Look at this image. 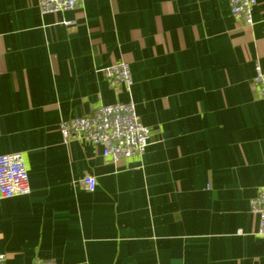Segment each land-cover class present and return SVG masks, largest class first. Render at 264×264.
<instances>
[{"label":"crops","instance_id":"1","mask_svg":"<svg viewBox=\"0 0 264 264\" xmlns=\"http://www.w3.org/2000/svg\"><path fill=\"white\" fill-rule=\"evenodd\" d=\"M0 0V155L29 193L0 196L5 264H264L249 201L264 186V0ZM129 64L128 94L101 68ZM129 97L149 144L113 161L62 142L61 120ZM93 176L88 190L83 178Z\"/></svg>","mask_w":264,"mask_h":264},{"label":"built area","instance_id":"2","mask_svg":"<svg viewBox=\"0 0 264 264\" xmlns=\"http://www.w3.org/2000/svg\"><path fill=\"white\" fill-rule=\"evenodd\" d=\"M83 0H37L41 13L59 12L75 7ZM256 0H230L233 18L245 25L254 22L252 8ZM101 72L108 83L120 86L130 93L132 80L129 64L123 60L111 63ZM252 85L257 94L264 98V70L255 65ZM59 131L62 142H90L101 147L102 155L113 161L141 156L149 144L150 129L144 125L136 112L131 97L126 101H116L99 105L93 112L68 120H61ZM88 190L95 188L93 176L83 178ZM28 175L22 153L12 152L0 155V196L9 198L29 193ZM250 211L259 218L256 234L264 238V186L257 188L249 201ZM0 264H5V256L0 253ZM32 264H55L51 260L35 259Z\"/></svg>","mask_w":264,"mask_h":264}]
</instances>
